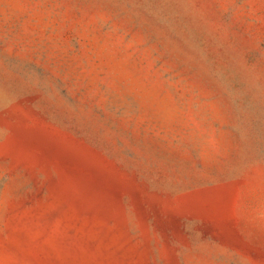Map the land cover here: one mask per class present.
<instances>
[{
  "label": "rangeland",
  "instance_id": "rangeland-1",
  "mask_svg": "<svg viewBox=\"0 0 264 264\" xmlns=\"http://www.w3.org/2000/svg\"><path fill=\"white\" fill-rule=\"evenodd\" d=\"M0 264H264V0H0Z\"/></svg>",
  "mask_w": 264,
  "mask_h": 264
}]
</instances>
